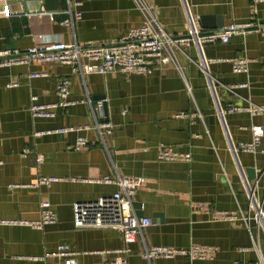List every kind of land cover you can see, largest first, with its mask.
<instances>
[{
    "label": "crops",
    "instance_id": "1",
    "mask_svg": "<svg viewBox=\"0 0 264 264\" xmlns=\"http://www.w3.org/2000/svg\"><path fill=\"white\" fill-rule=\"evenodd\" d=\"M146 1L166 32L178 37L188 34L189 20L200 33L232 22L264 24V0ZM68 8L67 0L11 3L10 13L0 17V50L50 41L110 43L142 21L133 0H83L76 7L81 18L73 27L60 23ZM201 16L223 26L202 28ZM201 54L210 79L200 69L193 45L175 50L176 63L149 74L116 71L81 77L71 74L68 65L37 61L0 67V219H36L41 199L48 200L57 215L56 222L43 229L0 224V264H63V258L54 255L60 244L76 252L77 264H105L116 256L139 264L144 246L186 249L191 244L217 246L218 252L208 259L156 257L151 264H249L259 257L264 262V228L252 218L243 187L244 179L252 182L264 211V133L255 153L239 150L235 155L229 148L230 141L251 140L252 124L264 130V113L225 111L249 101L264 105V34L249 30L226 43H204ZM236 56L249 57L247 73L232 71L229 59ZM31 72L43 75L29 77ZM65 76L70 78L69 98L84 102L52 107L53 117H34L30 96H36L37 104L57 103L55 87ZM238 83L246 85L234 91L225 88ZM99 99H104L102 116L96 111V119L112 125V133L104 135L107 148L94 128L34 135L93 126L90 103ZM182 112L188 116H178ZM79 135L91 144L75 150ZM159 143L190 152L192 160H158ZM249 168L254 169L251 179ZM116 175L142 177L133 206L137 215L151 222L128 244L117 227H78L73 221V203L94 201L117 189L93 179ZM40 176L60 179L36 187ZM206 209L234 212L237 218L210 219ZM246 215L257 248L244 223Z\"/></svg>",
    "mask_w": 264,
    "mask_h": 264
},
{
    "label": "built area",
    "instance_id": "2",
    "mask_svg": "<svg viewBox=\"0 0 264 264\" xmlns=\"http://www.w3.org/2000/svg\"><path fill=\"white\" fill-rule=\"evenodd\" d=\"M22 0H0V17L10 13V4ZM69 8L64 10L67 15L60 22L63 25L73 27L74 21L81 18V11L76 9L83 0H67ZM136 7L142 15V21L139 25L128 29L127 33L120 39L110 43L81 44L76 41H50L35 43L25 49L6 48L0 50V67H7L15 64L28 65L33 61L60 63L70 67L71 74H77L83 77L86 74L97 73L106 74L109 72H121L123 74H149L158 67L165 66L171 62L176 63L175 50H180L186 46L193 45L198 50L200 69L208 74L206 59L202 57L201 48L204 43H226L232 35L245 33L249 30H256L264 34V24H255L252 21L232 22L227 26L210 32L200 33L194 30L192 22L189 20L190 28L188 34L184 36H173L166 32L155 15L153 7L146 0H133ZM72 7L75 9L73 10ZM231 69L235 73H247L249 69V57L236 56L229 59ZM43 75L41 72H31L29 77ZM17 83H11L10 86H16ZM246 83L225 85L229 91H234L236 87H244ZM55 92L58 102L51 105L35 103L36 96L31 95V105L29 111L34 117H53L55 113L49 110L55 106L67 107L84 100H74L69 98L70 78L62 77L56 84ZM90 102V99L88 98ZM104 99H99L91 105L92 115L94 117L93 126L90 124L77 125L75 127L64 129H50L47 131H35L38 136L44 133H60L69 129L75 131H84L94 128L100 138L102 145L106 147L104 135L112 133V125L109 121H98L96 111L102 116V107ZM217 115L221 116L223 110H217ZM227 112L246 111L251 116L264 113V105H258L251 101L245 106H229L225 109ZM178 116L186 117L187 113H180ZM251 140L248 142H229L230 150L236 155L237 151L242 150L255 153L260 144L264 130L260 124L250 126ZM91 144V142L82 135L77 136L74 149L78 150ZM156 157L160 161H184L192 160V155L188 151L176 150L166 146L163 143L156 145ZM36 161H41V156L36 157ZM58 177L40 176L34 186L49 185L57 181ZM99 183L115 184L117 189L110 195L102 196L94 201L75 202L72 205L73 221L75 226H113L120 229L123 240L126 244L135 241L142 230L150 225V219L147 216H139L133 206V197L137 188L142 184V177L122 176L115 177L103 176L93 179ZM243 187L248 197V207L253 211V217L256 223L264 228V211L261 205L255 199V186L252 182L244 179ZM205 213L210 219L234 220L237 214L230 211H216L206 209ZM244 218L249 236L255 248L257 243L249 226V215ZM57 215L52 208L51 203L46 199H41L39 203V217L36 219H0V224L25 225L34 229H43L46 225L54 224ZM122 251H128L124 248ZM218 252L217 246L191 244L186 249L169 247L164 245L144 246L142 252L143 262L139 264H151L153 258H170L177 254L186 255L190 260L212 258ZM76 252L72 251L67 244H60L54 255L63 258V264H77L75 259ZM105 264H130L122 256H116L112 261ZM249 264H264L261 257Z\"/></svg>",
    "mask_w": 264,
    "mask_h": 264
},
{
    "label": "water",
    "instance_id": "3",
    "mask_svg": "<svg viewBox=\"0 0 264 264\" xmlns=\"http://www.w3.org/2000/svg\"><path fill=\"white\" fill-rule=\"evenodd\" d=\"M22 3H25V0L20 1ZM199 22L202 28H210V29H214V28H219L221 26H223L222 22H217L215 24L212 23V18L208 17V16H201L199 18ZM253 172L254 169L253 168H249L246 170V173L248 175V178H252L253 177ZM158 216L162 219V214L158 213Z\"/></svg>",
    "mask_w": 264,
    "mask_h": 264
}]
</instances>
